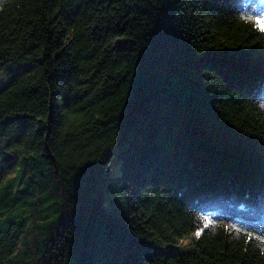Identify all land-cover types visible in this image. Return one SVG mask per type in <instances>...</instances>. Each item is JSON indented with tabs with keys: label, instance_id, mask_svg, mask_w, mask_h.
Listing matches in <instances>:
<instances>
[{
	"label": "trees",
	"instance_id": "16d2710c",
	"mask_svg": "<svg viewBox=\"0 0 264 264\" xmlns=\"http://www.w3.org/2000/svg\"><path fill=\"white\" fill-rule=\"evenodd\" d=\"M261 14L0 0V264H264Z\"/></svg>",
	"mask_w": 264,
	"mask_h": 264
},
{
	"label": "rangeland",
	"instance_id": "374dc122",
	"mask_svg": "<svg viewBox=\"0 0 264 264\" xmlns=\"http://www.w3.org/2000/svg\"><path fill=\"white\" fill-rule=\"evenodd\" d=\"M163 8H164V11H167V8H166V6H163ZM164 13H166V12H164ZM5 81V77H4V74L2 73V72H0V84H2L3 82ZM2 142H0V144H1ZM122 160H123V158H121V159H116V161L113 163V165L110 167V169L107 171V173H106V178L107 177H110V176H115V175H118V174H120V172H121V168H122ZM0 167H1V163H0ZM106 201V200H105ZM196 235V232L195 233H193V234H191V235H189L188 237H185V238H183L180 242H179V244H178V246L177 247H184V248H186V247H188L189 246V242H190V239L193 237V236H195Z\"/></svg>",
	"mask_w": 264,
	"mask_h": 264
},
{
	"label": "snow or ice",
	"instance_id": "6c2138e0",
	"mask_svg": "<svg viewBox=\"0 0 264 264\" xmlns=\"http://www.w3.org/2000/svg\"><path fill=\"white\" fill-rule=\"evenodd\" d=\"M160 11H161V14L163 16L164 15V8H161ZM241 18L246 20V21H248V22H250V23H252L256 27H258L259 31L264 32V14L256 15V16L246 15V16H243ZM191 55L194 56V57H197V58L204 57V56H198L195 51H192ZM206 55L207 54H205V56ZM205 219H207V218H205ZM199 234H200V232L198 230L197 235H199ZM248 236H249V238H251L252 233H248ZM257 238L264 239V237H257Z\"/></svg>",
	"mask_w": 264,
	"mask_h": 264
}]
</instances>
